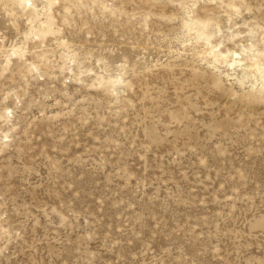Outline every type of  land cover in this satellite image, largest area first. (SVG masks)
Segmentation results:
<instances>
[{
  "label": "rangeland",
  "instance_id": "obj_1",
  "mask_svg": "<svg viewBox=\"0 0 264 264\" xmlns=\"http://www.w3.org/2000/svg\"><path fill=\"white\" fill-rule=\"evenodd\" d=\"M0 264H264V0H0Z\"/></svg>",
  "mask_w": 264,
  "mask_h": 264
}]
</instances>
